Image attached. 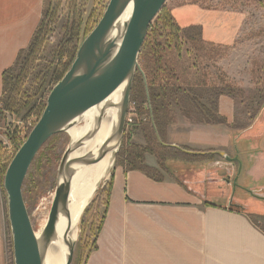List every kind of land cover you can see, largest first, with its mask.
I'll use <instances>...</instances> for the list:
<instances>
[{"label":"rangeland","instance_id":"obj_1","mask_svg":"<svg viewBox=\"0 0 264 264\" xmlns=\"http://www.w3.org/2000/svg\"><path fill=\"white\" fill-rule=\"evenodd\" d=\"M109 1L51 0L48 4L47 0H44L42 22L39 30L37 29V44L33 53H30L29 47L23 52V57L27 59L22 61L24 71L16 82L18 112L8 111L0 101V166L4 170L3 175L0 173V190L4 210L3 251L7 264H15L7 194L4 189L7 167L40 119L52 88L70 69L82 41L90 29L100 21ZM187 4L199 5L209 10L235 11L244 15L238 39L232 45L217 44L219 54L212 55L208 50L207 56H198L192 49L189 53H186L185 49L183 51L186 60L184 65L189 71L188 80L196 81L201 78L206 81V88H196L201 93L198 98L201 103L212 109L214 114L219 102L216 95L220 87L225 88L224 95L231 100L229 109L232 117L229 121L227 119L226 123L220 124L236 137L227 154L232 157L238 155L242 162L237 158L243 166L239 167L238 162L227 161L215 150L214 153H209L212 159L205 161L195 160L190 153L175 152L166 161L168 171L163 169L156 155L150 152L145 153V163L164 175L174 169L178 174H188L194 178L193 182L196 183L193 184H196L198 189L208 191L217 202L227 206L240 205L246 210L264 214V0H166L155 19L166 12L171 13L174 7ZM139 63L141 69L146 67L144 62L139 60ZM192 64H195V68H191ZM139 71L141 70H137L136 74ZM179 98L180 96L172 103L176 122L167 127L165 142L168 145H171L173 138H170V135L174 132L180 134L200 125H216L206 123L198 113L187 117L183 111L186 104L180 102ZM144 119L136 112L131 93L130 109L121 144L108 175L100 183L98 193L83 211L72 264L84 263L87 251H83L82 247L85 237L91 236V232L90 227L83 225V228L82 224L89 211L94 214L103 212L112 172L122 160L119 152L123 144L125 147L135 144L147 146L141 125V120ZM18 120H24L27 127L17 126ZM71 142V136L65 131L52 136L41 148L29 169L23 190L33 226L37 225L38 207L44 201L50 204L51 199H54L58 168ZM183 142L187 143L188 139L184 138ZM184 144H179V148L188 147L205 152L212 150ZM257 150H262V153L255 154ZM257 164L260 171L255 169ZM96 199L98 200L95 202ZM253 207H257L259 211ZM260 222L264 225V220Z\"/></svg>","mask_w":264,"mask_h":264},{"label":"crops","instance_id":"obj_2","mask_svg":"<svg viewBox=\"0 0 264 264\" xmlns=\"http://www.w3.org/2000/svg\"><path fill=\"white\" fill-rule=\"evenodd\" d=\"M43 6L44 0H0V97L3 73L29 46L41 22ZM172 13L183 27L201 25L204 39L220 45L234 44L244 22L239 12L199 5L174 7ZM228 98L220 96L218 108L229 121ZM174 133L170 135L173 146L184 144L186 138L184 145L226 154L236 138L221 124ZM259 153L262 150L255 154ZM239 159L233 162L241 167ZM164 176L155 180L141 169L114 168L98 247L85 264H264V232L246 212L213 200L216 198L198 189L188 174H178L174 169ZM3 213L0 190V264H7Z\"/></svg>","mask_w":264,"mask_h":264},{"label":"water","instance_id":"obj_3","mask_svg":"<svg viewBox=\"0 0 264 264\" xmlns=\"http://www.w3.org/2000/svg\"><path fill=\"white\" fill-rule=\"evenodd\" d=\"M166 0H110L100 21L82 41L70 69L52 88L47 105L27 139L13 156L5 177L8 215L13 236L15 264H44L45 247L54 238L59 214L67 209L74 166L88 165L99 157H73L74 152L98 130L97 127L85 139L72 141L67 147L58 168V183L55 190L49 221L44 229L42 242L37 238L24 198V182L37 154L54 135L67 132L76 125L78 118L90 109L107 101L114 91L124 84L120 102L118 123L111 134L116 139V151L122 141L127 115L130 109L131 93L137 70H141L139 56L143 49L151 23ZM132 3L130 17L120 23L121 16ZM219 153L227 161L238 160L224 151ZM234 185L235 181H234ZM96 187L86 207L99 191ZM85 207V208H86ZM85 210V209H84ZM77 241L69 244L66 264H72Z\"/></svg>","mask_w":264,"mask_h":264},{"label":"trees","instance_id":"obj_4","mask_svg":"<svg viewBox=\"0 0 264 264\" xmlns=\"http://www.w3.org/2000/svg\"><path fill=\"white\" fill-rule=\"evenodd\" d=\"M47 2L50 4L51 0H47ZM40 26L41 23L38 30ZM93 28L90 30L92 31ZM37 35L38 31H36L28 46L30 53H33L37 44ZM218 46L216 43L204 39L201 25L183 27L178 23L172 12H166L151 23L139 57V60L144 62L146 67H143L142 72L139 71L136 74L132 88V101L135 105V110L140 117L145 118L141 120V125L147 140V146L143 147L135 144L125 147L123 144L119 152L122 157L120 165L128 170L141 169L155 180H163L165 177L163 173L145 163L146 152L156 155L163 169L167 171L166 161L175 152L190 153L197 161L212 159V155L209 153H214V150L205 152L188 147L179 148L171 146L165 142V135L168 125L176 122L172 103L179 96L180 102L186 104L183 111L187 117L190 118L193 114L198 113L206 123L220 124L227 122V118L220 114L217 105L214 114L212 109L200 102L198 97L201 96V93L196 88L204 89L207 87V83L201 78L196 81L188 80L189 71L184 65L186 64L185 52L189 53L192 49L198 56H207L209 50L212 52V55H217L220 51L217 49ZM184 49L185 52H183ZM25 50L19 53L14 65L3 73V93L0 101L4 103L5 108L10 112H18L17 107L19 103L16 101V82L19 75L24 71V62L22 61L23 59H25L24 61L27 59V57H23ZM190 66L191 68H195V64ZM225 87L230 88L227 85ZM225 93V88L220 87V91L216 95L217 100L219 101L220 96ZM0 173L1 175L4 174L1 166ZM109 196L110 189L103 212L94 214L92 211H89L88 217L83 221L82 226L84 225L86 228L90 227L91 232V236L85 237L83 243L82 249L83 251H87L83 264L86 263L91 252L98 247L97 240L107 215ZM229 208L246 212L250 220L264 232V225L260 222L264 220V214L246 210L240 205H230Z\"/></svg>","mask_w":264,"mask_h":264},{"label":"bare ground","instance_id":"obj_5","mask_svg":"<svg viewBox=\"0 0 264 264\" xmlns=\"http://www.w3.org/2000/svg\"><path fill=\"white\" fill-rule=\"evenodd\" d=\"M132 11L133 5L131 3L121 16V24L130 17ZM123 90L124 84L108 98L107 101L112 102V106H107L108 102H105L90 109L78 118L76 125L67 129L73 142L87 138L91 131L96 129L97 119L102 115V110L105 108L97 132L85 139L83 145L73 154V157L89 156L91 158L99 157V159L92 164L74 166L67 209L59 214L54 238L45 247L44 264H66L69 244L77 240L79 224L86 204L91 199L96 187L103 182L109 173L117 144L116 139H112L111 134L118 123L119 105L123 97ZM52 200L50 204L46 201L40 203L41 205L37 210V225L34 226V229L40 242H42L43 232L49 221Z\"/></svg>","mask_w":264,"mask_h":264},{"label":"built area","instance_id":"obj_6","mask_svg":"<svg viewBox=\"0 0 264 264\" xmlns=\"http://www.w3.org/2000/svg\"><path fill=\"white\" fill-rule=\"evenodd\" d=\"M2 116V113L0 112V117ZM17 126H20V128L27 127V124L25 123L24 120H18L17 121Z\"/></svg>","mask_w":264,"mask_h":264}]
</instances>
